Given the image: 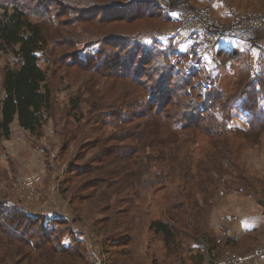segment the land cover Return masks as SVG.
Returning <instances> with one entry per match:
<instances>
[{
    "label": "rangeland",
    "instance_id": "374dc122",
    "mask_svg": "<svg viewBox=\"0 0 264 264\" xmlns=\"http://www.w3.org/2000/svg\"><path fill=\"white\" fill-rule=\"evenodd\" d=\"M149 1L160 12L165 13L167 19L162 18L157 22L140 21L137 29H127L124 23L110 24L106 26V33L107 30L108 33H133L140 29L155 28L142 40L143 43L151 46L152 40H155L166 56L178 62L174 71L188 74V68H191L196 72L202 93L215 88L225 96H232L239 87H251L252 82L259 92L258 104L264 113V42L259 41L261 38L253 45L226 39L209 50L197 49L175 16L177 0ZM214 2L219 12L224 11L223 5L227 4L238 10H253L264 14V0H223L224 4L222 0ZM101 17L105 18V12H101ZM60 21H63L62 25L54 30L65 31L68 28L66 25L71 26L66 22L67 17L60 18ZM148 23L152 25H147ZM74 27L78 35L75 47L71 48L66 43L65 46L62 44L61 47L54 48L52 35L47 44L49 55L39 54V65L48 73L52 89L50 118L40 134L32 135L19 128L14 121L10 126V136L0 140V208L17 207L25 216L41 217L46 227H51L53 221H65L66 230L61 243L64 247H70L73 241L79 242L86 264H111L106 252L107 246L112 240L122 236L131 238V245L128 246L131 248L130 255L124 258L122 264H205L207 256L215 260L227 254L226 251H230L228 255L244 256L261 245L264 242V225L248 230L237 240L231 237L225 239L212 253L208 247L211 241L217 242L220 235L221 215L234 209L240 214L257 216V219L264 215V133L258 136L256 142L252 138L246 141L234 133V130L248 128L249 114L242 107V99L235 100L231 105L230 119L227 121V128L231 133L221 134L219 137V141L227 145V149H222V155L218 151L220 147H214L207 136H192L189 132L179 133L180 139L176 146L170 147V153L175 154L171 158L178 159L175 162L169 160L167 151L163 155L158 148L146 147L143 153L137 154L142 160H145L144 156L151 158L146 163L145 179L164 172L167 177L165 179L168 180L163 164L174 163L183 168L191 166V174L196 173L193 169L196 164H203L204 171L198 174L204 175L203 179L209 183L213 180V184L206 182L204 196L202 193L194 194L197 208H190L185 216L187 228L196 229L195 238L183 234L177 250L171 252L164 247L160 237H154L148 230L149 221L161 219L163 210L183 199L177 196L176 189L180 180L177 173L170 183L159 185L160 188L136 187L139 192L137 199L130 192L126 195V191L118 195L123 199L117 214L120 217L117 220L123 218L122 229H114L118 226L111 219L101 228L95 225L98 221L106 220L107 216L101 212L89 211V204L80 201L87 190L79 192L77 188L80 183L87 184L91 178L83 174L68 176L66 180L65 172L80 151L81 144L93 140L98 133L109 138L119 132L117 127L120 122L113 119L120 111L124 113L128 106L135 109L132 100L140 95V91L132 88L130 83L119 76H106L89 64L87 53L98 47L94 40L104 38L105 42V37L101 34L104 29L99 23L96 25L91 21ZM262 39L264 40V36ZM170 47L173 48L171 52L168 51ZM67 57L70 58L67 60ZM119 58L120 56L118 61ZM13 63L9 54L0 57V82L3 68ZM145 68L146 73L155 80V72L149 66ZM166 91L168 92L165 88L164 92ZM164 92H161L162 96L155 97L157 106H161L164 101ZM1 94L0 89V97ZM74 98L80 103L75 113L69 105ZM174 107L170 106L169 109ZM132 119L134 121L128 127H133L136 132L135 122L138 121ZM124 143L135 145L133 140ZM64 146L66 148L63 150ZM91 155L92 151H88L85 161ZM81 164L77 163V166ZM173 168L177 171L176 166ZM194 189L195 187L192 188ZM72 195L75 200L71 203L69 198ZM118 196L111 197L113 205ZM131 199L134 203L126 204ZM123 211L126 213L122 214ZM124 225L127 231H124ZM52 227L58 228L54 225ZM3 249L8 251L5 258H9L10 247L3 246ZM32 256L35 257V253Z\"/></svg>",
    "mask_w": 264,
    "mask_h": 264
},
{
    "label": "trees",
    "instance_id": "16d2710c",
    "mask_svg": "<svg viewBox=\"0 0 264 264\" xmlns=\"http://www.w3.org/2000/svg\"><path fill=\"white\" fill-rule=\"evenodd\" d=\"M102 11L105 18L101 17ZM63 17H67L66 22L71 26L66 25L68 28L65 31L54 30L62 25L60 18ZM162 18L167 19L166 14L149 0H0V57L9 54L14 61L13 65H6L2 70L0 140L10 136V126L14 121L22 130L38 135L50 118L52 89L48 73L39 65V54L49 55L47 44L50 36L54 35V48L62 44L73 48L77 45L78 36L74 26L91 21L96 25L99 23L104 29L101 34L105 42L104 38L94 40L98 47L87 53L89 64L106 76H119L140 91V95L132 100L135 109L128 106L124 113L120 111L113 119L120 122L118 133L109 138L98 133L93 140L79 146L80 151L65 172L66 180L68 176L87 174L91 178L88 183H80L77 187L79 192L87 190L80 201L89 204V211L107 216L106 220L96 222V226L101 228L111 219L118 226L114 229L120 230L123 228V218L117 220L120 218L117 214L123 199L119 196L126 191V195L130 192L137 199L139 192L136 187L166 185L177 173L180 179L177 196L183 199L163 210L161 219L148 222V230L154 237H160L164 247L175 252L183 234L191 238L197 236L195 228H187L185 216L190 208H197L194 194L202 193L204 196L206 182L212 185L213 180L209 183L203 179L204 175L198 174L204 171L200 163L193 168L195 174H191V166L183 168L174 163L163 164L168 180L164 172L145 179L146 163L151 158L144 156L145 160H142L137 154L143 153L146 147L158 148L163 155L167 151L169 160L175 162L178 159L171 158L174 153H170V147L176 146L179 133L189 132L192 136H207L214 147H220L218 151L222 155V149H227V145L219 141V137L231 133L227 121L232 103L242 99V107L249 114L248 128L234 130L246 141L252 138L256 142L258 136L264 133V113L258 104L259 92L252 82L251 87H239L232 96H225L215 88L202 93L196 72L191 68H188V74L174 71L178 62L166 56L155 40H152L151 46L143 43L142 40L155 28L133 33H108L107 30L106 33V26L110 24L124 23L127 29H137L140 21L157 22ZM172 49L170 47L168 51ZM146 66L155 72V80L146 73ZM163 77H166V81ZM165 88L168 92H164ZM161 92H164V101L157 106L155 97L162 96ZM79 104L78 99L70 100L72 112H77ZM170 106L175 107L169 109ZM132 118L139 123L135 122L136 132L133 127H128L134 121ZM127 140H133L135 145H126L124 142ZM88 151H92V155L85 161ZM77 163L82 164L77 166ZM173 166L177 167V171ZM113 195H119L114 205L111 201ZM69 200L72 203L75 196L72 195ZM133 203L131 199L126 204ZM53 222L51 227H46L41 217L25 216L17 207L0 208V264H86L79 242L73 241L70 247H64L61 243L66 222ZM53 225L58 228L54 229ZM124 231H127L125 225ZM220 243L211 241L208 244L210 253L218 249ZM130 245L131 238L127 236L112 240L106 249L111 264L124 263V258L130 255ZM3 246L10 247L9 258H5L8 251Z\"/></svg>",
    "mask_w": 264,
    "mask_h": 264
},
{
    "label": "built area",
    "instance_id": "2783aa9c",
    "mask_svg": "<svg viewBox=\"0 0 264 264\" xmlns=\"http://www.w3.org/2000/svg\"><path fill=\"white\" fill-rule=\"evenodd\" d=\"M174 13L181 28L190 35L197 49L209 50L226 39H236L253 45L257 41V33L264 31V15L241 12L230 5L225 6V21L214 18L208 8L196 7L187 0H177ZM219 221L221 231L217 237L218 243L232 236L228 219L222 216ZM263 255L264 247H261L244 256L226 254L219 261L207 256L205 264H246Z\"/></svg>",
    "mask_w": 264,
    "mask_h": 264
},
{
    "label": "crops",
    "instance_id": "0c3cea01",
    "mask_svg": "<svg viewBox=\"0 0 264 264\" xmlns=\"http://www.w3.org/2000/svg\"><path fill=\"white\" fill-rule=\"evenodd\" d=\"M190 2H191L192 5L194 4V6H196V7L208 8L211 11L213 17L216 18L217 20H219V21H225L226 20L225 19L226 18L225 17V6L227 4L223 5L224 11L220 10V12H219V11H217V8H216L217 5H216V2H214V0H205V2H203V3H195V2H193L191 0H190ZM222 3L224 4V2H222ZM239 11L264 15L263 13H257V12H255L253 10L244 9V10H239ZM183 31H185V30H183ZM186 35H189V34L186 32ZM263 36H264V31L258 32L257 33V42H258L259 38H261L259 40L260 42L261 41L264 42V40L262 39ZM234 40H236V39H234ZM236 41H238V40H236ZM238 42H242V41H238ZM221 216H225L228 219L229 224H230V226L232 228V236H231V238H233V240H237V239L241 238L242 235L245 234L248 230H254L258 226L264 225V215L260 216V218L257 219L256 218L257 216H253V215H250V214H240L238 211H235V209H234L231 212H228L227 214L221 215ZM217 217H218V215H216L215 218H217ZM261 247H264V242L261 245L257 246L256 248H261ZM226 252H227V254H230L229 253L230 251H226ZM224 256L221 255L220 257H218V259H215V260L219 261ZM232 256H234V255H232ZM246 264H264V255L259 257V258H256V259L252 260V263L250 261L249 263H246Z\"/></svg>",
    "mask_w": 264,
    "mask_h": 264
},
{
    "label": "bare ground",
    "instance_id": "6f19581e",
    "mask_svg": "<svg viewBox=\"0 0 264 264\" xmlns=\"http://www.w3.org/2000/svg\"><path fill=\"white\" fill-rule=\"evenodd\" d=\"M256 44V43H255Z\"/></svg>",
    "mask_w": 264,
    "mask_h": 264
}]
</instances>
